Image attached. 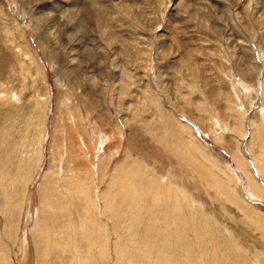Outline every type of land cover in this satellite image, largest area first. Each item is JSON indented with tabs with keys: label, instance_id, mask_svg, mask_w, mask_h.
Segmentation results:
<instances>
[{
	"label": "rangeland",
	"instance_id": "374dc122",
	"mask_svg": "<svg viewBox=\"0 0 264 264\" xmlns=\"http://www.w3.org/2000/svg\"><path fill=\"white\" fill-rule=\"evenodd\" d=\"M260 126L264 0H0L5 174L21 153L28 170L14 189L0 173V264H264V198L248 196L241 163L264 189ZM63 177L98 209L74 201V237ZM56 178L58 209L44 190Z\"/></svg>",
	"mask_w": 264,
	"mask_h": 264
},
{
	"label": "bare ground",
	"instance_id": "6f19581e",
	"mask_svg": "<svg viewBox=\"0 0 264 264\" xmlns=\"http://www.w3.org/2000/svg\"><path fill=\"white\" fill-rule=\"evenodd\" d=\"M2 87V86H1ZM10 100H17L18 99V96L17 95H12V93H11V95H10ZM7 100V99H6ZM9 103H11L9 100H7ZM16 107V106H15ZM19 109V108H18ZM17 110V109H16ZM18 111V110H17ZM161 111V110H160ZM161 113V112H160ZM166 114V113H165ZM7 115H12L11 113L10 114H7ZM162 116H163V113H162ZM161 116V117H162ZM38 118H39V116H37ZM4 119V118H3ZM29 119H30V121H29ZM168 119H169V117H168ZM11 120H13V117L11 118ZM27 122V123H26ZM25 123H26V125H27V127L28 128H31L32 127V125H33V119L31 120V118H28V120L26 121ZM163 122H165V121H163ZM43 123V122H42ZM263 123V122H262ZM169 124V123H168ZM172 124V123H171ZM244 124V122H242V124L241 125H243ZM164 126H166V125H164ZM168 126H170V125H168ZM40 127H42L43 128V124H41L40 123ZM174 127V126H173ZM183 127V129L184 130H186V131H188V132H190L188 129H187V127H185V126H182ZM36 128V127H35ZM241 128V127H240ZM245 128V127H244ZM264 127L263 126H260V128L259 129H263ZM44 129V128H43ZM169 129H170V127H169ZM179 130V129H178ZM33 131V130H32ZM180 131V130H179ZM44 131L42 130V132H41V134L43 133ZM255 133V132H254ZM261 133V132H260ZM180 134V133H179ZM263 134H264V132H263ZM181 135V134H180ZM243 135V134H242ZM260 135V136H259ZM257 134V136H258V138H260V137H262L261 136V134ZM42 136H44V134H42ZM183 136V135H182ZM245 136V135H244ZM40 137V136H39ZM264 137V136H263ZM4 138V137H3ZM180 139V138H179ZM40 140V139H39ZM40 142L42 143V140H40ZM70 142V141H69ZM264 142V138H262V142H261V145H260V148H259V150L261 149V147H262V143ZM1 147H0V149H3L4 151L2 152V157H0V173H1V178H3V184H6L10 189H14L15 188V186L16 185H21L22 183L21 182H23L24 183V181H25V184H26V182H27V173H28V170H26L25 169V166H24V162H25V159H24V157L22 156L23 155V153H21V154H18L17 155V158H18V161H17V164H16V167H15V169H14V172H13V174H12V176L10 177V178H7V174H5L7 171H9L12 167L10 166L12 163H10V160L8 159V157H9V154L8 155H6V153H8L9 152V150H8V152H6L5 150L6 149H4V148H2L3 147V144H4V142H2L1 141ZM185 144V143H184ZM38 145V144H37ZM39 145H40V143H39ZM246 149H245V151L247 152V147H245ZM37 149V148H36ZM199 149V148H198ZM264 149V147L261 149V150H263ZM196 150V149H195ZM6 152V153H5ZM1 153V152H0ZM5 153V154H4ZM248 153V152H247ZM250 153V152H249ZM262 153V152H261ZM11 154H12V152H11ZM264 154V153H263ZM5 155V156H4ZM244 155H246V154H244ZM4 156V157H3ZM26 157V156H25ZM246 158V157H245ZM243 159V158H242ZM238 160V159H237ZM262 161H263V159H262ZM243 162V164H244V166H245V169H246V173H245V176H246V179H247V181H248V190H247V192H249L250 193V195H248V196H251V198L253 197L254 198V196H255V198H264V189H263V187L261 188L260 187V185H258V183H257V180L256 179H254L253 177H252V174H251V172L249 171V170H247V161H246V159L244 160H241V163ZM257 162V161H256ZM259 163H261L260 161H258ZM257 162V163H258ZM16 163V162H15ZM239 163V162H238ZM8 165H9V167H8ZM11 167V168H10ZM128 167V166H127ZM17 169V170H16ZM64 169H65V167H64ZM119 169L120 168H113V170L115 171V172H117V171H119ZM257 173H258V175L260 176V174L261 175H263V177H264V171L262 170V168L260 167V166H258L257 167ZM16 170V171H15ZM252 170V169H251ZM113 172V171H112ZM130 172H132V171H130ZM135 171L133 170V173H134ZM256 172V171H255ZM9 173V172H8ZM129 174V173H128ZM128 174H127V177H128ZM135 174H137V173H135ZM9 175V174H8ZM129 175H132V173L131 174H129ZM47 176V175H46ZM210 176V175H209ZM30 177V176H29ZM113 177V176H112ZM112 177H111V180H112ZM127 177H125V179L124 180H126V178ZM137 177V176H136ZM135 177V178H136ZM23 179V180H22ZM62 179H64V177L62 178ZM62 179H60V180H62ZM117 179H120V178H117ZM130 179H133V175H132V178H130ZM129 179V180H130ZM65 181H63V187L61 188V185L59 186V182L57 181V178L55 179V180H52V179H48V181H45L46 182V185L44 186V184H43V186H44V190L46 191V195H45V199L47 200V202H50V200L51 201H53L54 202V204H52V205H50V207L52 206V207H57V209H58V205H56L55 203H56V201H58L59 199H60V197H62L63 196V193H62V191H57L58 190V188H61L64 192H65V188H68V196H69V199L67 200V201H64V202H60V201H58L57 202V204H61V206L63 207L64 206V204H67V203H71V208L69 209H65V212L66 213H69L70 212V215H72V216H70V222H69V225L72 227V232L74 233V235H73V237L75 236V232L74 231H76V225L74 224V214H75V218H79L80 216H81V213H80V216H79V214L78 213H76V209L73 207V204H75V200H76V204L79 206V205H81V207L84 209V211H85V213L87 214L88 212H92L93 210H95V215H96V213L98 212V209H97V206H95L94 204H95V201L92 199V196L89 194V191H88V189L85 187V185H82V186H79L78 187V191H76V192H71V190H69V188H71V186H73L72 185V183H70V181L69 180H67V178H65L64 179ZM67 180V181H66ZM138 180V179H137ZM136 179L133 181V182H135V181H137ZM1 181V180H0ZM44 181V180H43ZM69 181V182H68ZM113 181V180H112ZM127 181H128V179H127ZM220 181V180H219ZM114 182V181H113ZM122 182V181H121ZM129 182V181H128ZM217 182V181H216ZM0 183H2V182H0ZM125 183V182H124ZM71 186H70V185ZM76 184V183H75ZM129 184V183H128ZM131 184H133V183H131ZM143 184V183H142ZM218 184V183H217ZM222 184V183H221ZM226 184V183H225ZM40 185H42V183L40 184ZM121 185V184H120ZM123 185H125V184H123ZM136 185L138 186V184L136 183ZM224 185V184H223ZM130 186V185H129ZM133 186V185H132ZM135 186V185H134ZM226 186V185H225ZM223 187V186H222ZM123 188V187H122ZM167 188H169L168 186H167ZM110 189H111V187H110V183H108V188H107V190H106V192L105 193H103V194H101V199L103 200V209L102 210H105L104 212H103V215H105V214H107V211H108V209H107V207H109V209L111 208L112 210H111V212H112V215H113V213L114 212H119L118 211V206H115L114 204H115V197H114V195L115 194H112V192H113V190H112V192H110ZM119 189V188H118ZM139 189H140V187H139ZM144 189V188H143ZM147 189V188H146ZM157 189H160L161 190V188H157ZM157 189H155V194H157L156 193V191H157ZM165 189V188H164ZM225 189H227V188H225ZM224 189V190H225ZM137 190V189H136ZM169 190V189H168ZM170 190L171 191H174L173 189H171L170 188ZM169 190V191H170ZM178 190V189H177ZM73 191V190H72ZM117 191V190H116ZM140 191H142L143 192V190L141 189ZM162 192H163V189L161 190ZM160 191V193H162ZM168 191V192H169ZM115 192V191H114ZM133 192H134V190H133ZM133 192H130V194L131 193H133ZM137 192V191H136ZM148 192V191H147ZM151 192V191H150ZM153 192V191H152ZM153 192V193H154ZM165 192V191H164ZM223 192V191H222ZM122 194H124V193H122ZM143 194V193H142ZM149 194V193H148ZM159 194V193H158ZM169 194H172V193H168V196H169ZM184 194V193H183ZM226 194V193H225ZM228 194V193H227ZM230 194V193H229ZM240 194V193H239ZM66 195V194H65ZM145 195V194H144ZM162 195V194H161ZM160 195V196H161ZM164 195V194H163ZM91 196V197H90ZM143 196V195H142ZM150 196H151V193H150ZM152 196H153V199H154V195L152 194ZM155 196H157V195H155ZM159 196V197H160ZM175 196H177V195H175ZM184 196V195H183ZM245 196V195H244ZM90 197V198H89ZM93 197H94V195H93ZM146 197V196H145ZM144 197V198H145ZM148 198H149V196H147ZM172 197V196H171ZM170 197V198H171ZM13 198V197H12ZM100 198V197H99ZM129 198V197H128ZM141 198V197H140ZM139 198V199H140ZM143 198V197H142ZM143 198V199H144ZM156 198V197H155ZM161 198H162V200L160 199V201H162V202H164L163 200V196H161ZM42 199V198H41ZM44 199V198H43ZM65 199V198H64ZM127 199V198H126ZM130 199V198H129ZM132 200H133V198H131ZM130 199V200H131ZM167 200H168V198H166ZM176 199V198H175ZM40 200V199H39ZM117 200V199H116ZM124 200H125V198H124ZM149 200H151V199H149ZM157 200V199H156ZM170 200V199H169ZM168 200V201H169ZM178 200V199H177ZM261 200V199H260ZM113 201H114V203H113ZM136 201H138V198H137V200ZM147 201V200H146ZM146 201H144V202H146ZM159 201V200H158ZM171 201V200H170ZM235 201V200H234ZM241 202H239V205L240 206H242V205H244L245 206V204L243 203V201L242 200H240ZM141 202V201H140ZM139 202V203H140ZM151 202H152V200H151ZM151 202H150V204H151ZM157 202V201H156ZM172 202V201H171ZM13 203H15L16 204V202H13ZM44 203V202H43ZM81 203V204H80ZM123 203H125V202H123ZM136 203V202H135ZM138 203V202H137ZM142 203V202H141ZM140 203V204H141ZM147 203V202H146ZM145 203V204H146ZM154 203V202H153ZM152 203V204H153ZM159 203V202H158ZM165 203V202H164ZM15 204H12V206H13V208H15ZM39 204V203H38ZM41 204H42V202H41ZM50 204V203H49ZM157 204V203H156ZM160 204L161 203H159V207L160 208H162V206H160ZM173 204H174V202H172L171 203V205H172V207H173ZM45 205V204H44ZM55 205V206H54ZM116 205H118V204H116ZM133 205H135L134 203H133ZM136 205H138V204H136ZM135 205V206H136ZM162 205V204H161ZM164 205V204H163ZM167 205H168V203H167ZM178 205H179V202H178ZM193 205V204H192ZM43 206V205H42ZM60 206V207H61ZM142 206H143V204H142ZM141 206V207H142ZM152 206H154V205H151V207ZM156 206V205H155ZM175 206V205H174ZM27 207V206H26ZM45 207H47L46 205H45ZM50 207H48V208H50ZM55 207V208H56ZM66 207V206H65ZM150 207V208H151ZM169 207V206H168ZM172 207H171V209H172ZM177 207V206H176ZM180 207V206H179ZM178 207V208H179ZM190 207V206H189ZM246 208H249L250 206H247V204H246V206H245ZM74 208V209H73ZM91 208H93L92 210H91ZM125 208V207H124ZM128 208H130V206L128 207ZM127 208V209H128ZM140 208V207H139ZM148 208V207H147ZM155 208V207H154ZM157 208V207H156ZM163 208L165 209V207L163 206ZM162 208V209H163ZM173 208H175V207H173ZM183 208V207H182ZM16 209V208H15ZM114 209H115V211H114ZM134 209H135V207H134ZM187 209V208H186ZM194 209V208H193ZM23 210V209H22ZM45 210H46V208H45ZM50 210H52V209H50ZM49 210V211H50ZM53 210H55V209H53ZM123 210V209H122ZM140 210V209H139ZM174 210V209H173ZM42 211H43V208H42ZM41 211V212H42ZM61 211V210H60ZM128 211V210H127ZM127 211H124V216H129L130 214H132L133 212V210L131 211L132 213H129V212H127ZM136 211L137 210H135V213H136ZM175 211H176V208H175ZM189 211H190V208H189ZM196 211V210H195ZM44 212V211H43ZM52 212H54V211H52ZM52 212H49L48 213V215L49 216H52L53 215V213ZM142 212V211H141ZM169 212H171V211H169L168 210V213ZM179 212V211H178ZM178 212H176V215H177V213ZM181 212V211H180ZM179 212V213H180ZM186 212V211H185ZM185 212L183 213V214H185ZM191 212V211H190ZM26 212H25V210H24V214H25ZM137 213H138V211H137ZM136 213V215H138ZM164 213H165V211H164ZM168 213H166V214H168ZM182 213V212H181ZM187 213V212H186ZM189 213V212H188ZM202 213V212H201ZM28 214V213H27ZM43 215H44V213H42ZM141 214V213H140ZM162 214H163V210H162ZM169 214H171V213H169ZM94 215V214H93ZM122 215V216H123ZM142 215V214H141ZM172 215V214H171ZM179 215V214H178ZM10 216V215H9ZM68 216V215H67ZM168 216H170V215H168ZM174 216H175V214H174ZM185 217L187 216V215H184ZM184 216H183V218H184ZM44 217V216H43ZM112 217H114V216H111V217H107L108 219H110V220H112ZM116 217H118V215L116 216ZM116 217H114V218H116ZM130 217V216H129ZM132 217L134 218V216H132L131 215V218L130 219H132ZM178 217V216H177ZM89 218H91V217H89ZM113 218V219H114ZM122 218H124V217H122ZM164 218H166V220L167 219H169L168 217H164ZM172 218H174V217H172ZM179 218V217H178ZM183 218H180L181 220L183 219ZM189 218V217H188ZM187 218V219H188ZM158 219V218H157ZM170 219H171V216H170ZM170 219H169V224H167V226L169 225L170 226ZM189 219H191V218H189ZM39 220V219H38ZM88 220V219H87ZM115 220V219H114ZM116 220H118V219H116ZM129 219H127V221H128ZM180 220V221H181ZM184 220V219H183ZM186 220V219H185ZM105 221V220H104ZM130 221V220H129ZM139 221V220H138ZM189 220H186V221H184L185 223L186 222H188ZM201 221V220H200ZM43 222V221H42ZM117 221H115V223H116ZM134 222V221H133ZM176 220H175V224H176ZM206 222V221H205ZM9 223V222H8ZM50 223V222H49ZM112 223H114V222H112ZM173 223H174V221H173ZM172 223V224H173ZM182 223V222H181ZM181 223H180V225H181ZM43 224V223H42ZM41 224V225H42ZM104 224V223H103ZM45 225V224H44ZM73 225H74V229H73ZM203 225V224H202ZM43 226V225H42ZM100 227H101V229H99L100 231H102V235L103 236H105L106 238L108 237V229H107V226L105 225V226H103V225H99ZM116 226V225H115ZM176 226H177V224H176ZM179 226V225H178ZM35 227H38V226H36L35 225ZM40 227V226H39ZM44 227V226H43ZM48 226H46V228H47ZM52 227V226H51ZM104 227H106V229H104ZM126 227V226H125ZM131 227V226H130ZM186 227V226H185ZM109 228V227H108ZM173 228V227H172ZM176 228V227H175ZM182 228V227H181ZM39 228H37V230H38ZM42 229H44L45 230V228H42ZM48 229V228H47ZM113 229V228H112ZM124 229V228H123ZM167 229V228H166ZM205 229V228H204ZM36 230V231H37ZM40 230V229H39ZM68 230V229H67ZM120 230V229H119ZM174 230H176V229H174ZM180 230V229H179ZM178 230V231H179ZM61 231V230H60ZM184 230H182V232H183ZM185 231H187V229L185 230ZM205 231H207V230H205ZM33 232V231H32ZM39 232V231H38ZM37 232V233H38ZM40 232H47V231H41L40 230ZM49 232V231H48ZM47 232V233H48ZM58 232H59V230H58ZM174 233H175V231H173ZM216 232V231H215ZM215 232H213L212 231V233L214 234ZM159 233V232H158ZM173 233V234H174ZM181 233V232H180ZM184 233V232H183ZM53 234V233H52ZM85 234V233H84ZM128 234V233H127ZM130 234V233H129ZM186 234H188V233H186ZM186 234H183V236L184 235H186ZM200 234V233H199ZM37 235V234H36ZM39 235V234H38ZM42 235H44V233L42 234ZM46 236H47V234H45ZM53 235H55V234H53ZM57 235H58V233H57ZM57 235H55V236H57ZM101 235V236H102ZM119 235V234H118ZM126 235V234H125ZM182 235V234H181ZM180 235V236H181ZM216 235H217V233H216ZM40 236V235H39ZM63 236H65V234L63 235ZM62 236V237H63ZM69 236V235H68ZM220 236V235H219ZM42 237V236H41ZM44 237V236H43ZM49 237V236H48ZM176 237H177V235H176ZM175 237V238H176ZM36 238V237H35ZM39 238V237H38ZM72 238V237H71ZM183 238V237H182ZM186 238V237H185ZM185 238H184V240H185ZM188 238V237H187ZM48 239V238H47ZM101 239V238H100ZM178 239V238H177ZM189 239V238H188ZM132 240V239H131ZM107 241V240H106ZM109 241V240H108ZM227 241V240H226ZM50 242V241H49ZM55 242V241H54ZM105 242V241H104ZM181 242H183L182 240H181ZM187 242V241H186ZM186 242L184 241L183 242V244H186ZM178 243V242H177ZM227 243V242H226ZM50 244H51V242L49 243V246H50ZM56 244V243H55ZM58 244V243H57ZM98 244H100L99 242H98ZM116 244V243H115ZM181 244V243H180ZM231 244V243H230ZM53 245H54V243H53ZM67 245V244H66ZM177 245H179V244H177ZM52 246V245H51ZM65 246V245H64ZM72 246V245H71ZM102 246V245H101ZM181 246H182V244H181ZM179 247L178 248V250H181L180 248H182V247ZM185 246V245H184ZM186 246H187V244H186ZM231 246V245H230ZM47 247H48V245H47ZM55 247H57L58 248V245H56ZM62 247H63V245H62ZM93 247V246H92ZM112 247V246H111ZM170 247V246H169ZM50 248V247H49ZM53 248V247H52ZM69 248V247H68ZM73 248L74 249H76V243H73ZM184 248H186V247H183V250H184ZM188 248V247H187ZM186 248V249H187ZM42 249H43V247H42ZM56 249V248H55ZM58 249H61V248H58ZM90 249V248H89ZM171 249V248H170ZM189 249V248H188ZM63 250H64V248H63ZM73 250V249H72ZM99 250H100V248H99ZM115 250H116V248H115ZM177 250V251H178ZM42 251V250H41ZM101 251H102V249H101ZM105 251V250H104ZM187 251V250H186ZM64 252V251H63ZM103 252V251H102ZM117 252V251H116ZM189 252V251H188ZM47 253V252H46ZM90 253V252H89ZM142 253V252H141ZM168 253V252H167ZM171 253V252H170ZM179 253H182L181 251H179ZM185 253V252H184ZM190 253V252H189ZM72 254V253H71ZM143 254V253H142ZM186 254V253H185ZM188 254V253H187ZM46 255V254H45ZM55 255V254H54ZM58 255V254H57ZM73 255H74V253H73ZM102 255V254H101ZM100 255V256H101ZM104 255H105V253H104ZM106 255H107V253H106ZM176 255H177V253H176ZM179 255H181V254H179ZM179 255H177V256H179ZM190 255H191V253H190ZM190 255H189V257H190ZM75 256V255H74ZM126 256V255H125ZM172 256V255H171ZM184 257H185V255H183ZM65 257V256H64ZM76 257V256H75ZM107 257V256H106ZM169 257V256H168ZM71 258V257H70ZM105 258V257H104ZM180 258V257H179ZM181 259V258H180ZM186 259V258H185ZM189 259V258H188ZM187 259V260H188ZM73 261H74V259H72ZM75 260H76V258H75ZM151 260V259H150ZM161 260V259H160ZM159 260V261H160ZM167 260V259H166ZM165 260V261H166ZM158 261V260H157ZM156 261V262H157ZM164 261V260H163ZM181 261V260H180ZM184 261V260H183ZM199 261V260H198ZM153 262H154V260H153ZM162 262V261H161ZM176 262V261H175ZM182 262V261H181ZM186 263H188V262H186ZM88 264V263H87ZM165 264V263H164Z\"/></svg>",
	"mask_w": 264,
	"mask_h": 264
}]
</instances>
